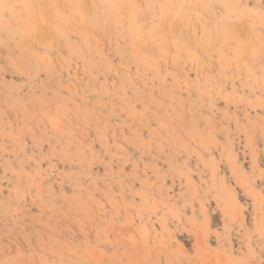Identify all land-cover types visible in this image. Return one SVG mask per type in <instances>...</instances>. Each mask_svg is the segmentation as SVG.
I'll list each match as a JSON object with an SVG mask.
<instances>
[{
  "label": "rangeland",
  "instance_id": "374dc122",
  "mask_svg": "<svg viewBox=\"0 0 264 264\" xmlns=\"http://www.w3.org/2000/svg\"><path fill=\"white\" fill-rule=\"evenodd\" d=\"M0 264H264V0H0Z\"/></svg>",
  "mask_w": 264,
  "mask_h": 264
}]
</instances>
